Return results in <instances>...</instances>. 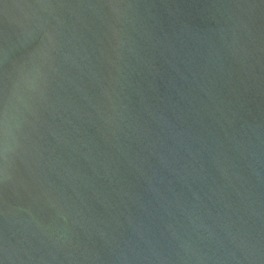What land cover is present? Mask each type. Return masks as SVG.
Returning <instances> with one entry per match:
<instances>
[{"label": "water", "instance_id": "obj_1", "mask_svg": "<svg viewBox=\"0 0 264 264\" xmlns=\"http://www.w3.org/2000/svg\"><path fill=\"white\" fill-rule=\"evenodd\" d=\"M0 264H264V0H0Z\"/></svg>", "mask_w": 264, "mask_h": 264}]
</instances>
